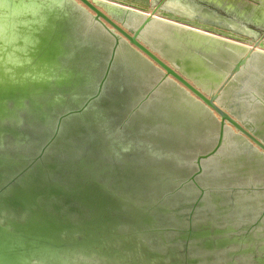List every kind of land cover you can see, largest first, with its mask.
I'll return each mask as SVG.
<instances>
[{
    "label": "water",
    "instance_id": "water-1",
    "mask_svg": "<svg viewBox=\"0 0 264 264\" xmlns=\"http://www.w3.org/2000/svg\"><path fill=\"white\" fill-rule=\"evenodd\" d=\"M80 1L0 0V264H264V22Z\"/></svg>",
    "mask_w": 264,
    "mask_h": 264
},
{
    "label": "rangeland",
    "instance_id": "rangeland-1",
    "mask_svg": "<svg viewBox=\"0 0 264 264\" xmlns=\"http://www.w3.org/2000/svg\"><path fill=\"white\" fill-rule=\"evenodd\" d=\"M213 2L225 6L232 13L238 10L237 13L244 17H246V9H249L252 12L247 15L255 16L256 20L264 22V0H221V2L214 0Z\"/></svg>",
    "mask_w": 264,
    "mask_h": 264
},
{
    "label": "bare ground",
    "instance_id": "bare-ground-1",
    "mask_svg": "<svg viewBox=\"0 0 264 264\" xmlns=\"http://www.w3.org/2000/svg\"><path fill=\"white\" fill-rule=\"evenodd\" d=\"M74 1H76V3H78L80 6H82V7H84L85 9H87L92 15H95V13H94V11H92V10H90L85 4H83L82 3V1H80V0H74ZM89 2H91V3H93V4H95V1H98V2H101V3H106V4H110V5H114V6H116V7H121V8H124V9H130V10H132V11H136V12H139V13H143L144 15H150V11H148V12H142V11H140V10H138L137 8H135V7H131V6H129V5H124L123 3H120V2H118V1H116V0H88ZM97 9H99L100 11H102V12H104V10L100 7V6H97ZM105 13V12H104ZM155 17L156 18H160V19H164L163 17H160V15L157 13L156 15H155ZM167 20V19H166ZM108 26L109 27H111L109 24H108ZM245 45H247V47H249V48H252V46H250V45H248V44H245ZM256 50L257 51H263L264 52V49H260L259 47L258 48H256ZM147 57V56H146ZM148 58V57H147ZM148 59H150V58H148ZM166 64H168L167 62H165ZM156 64V63H155ZM157 65V64H156ZM171 79H173V77H171ZM180 84V83H179ZM180 85H182V84H180ZM183 86V85H182ZM192 94V93H191ZM193 95V94H192ZM216 116L218 117V118H220L217 114H216ZM235 131H236V129L235 128H233Z\"/></svg>",
    "mask_w": 264,
    "mask_h": 264
}]
</instances>
